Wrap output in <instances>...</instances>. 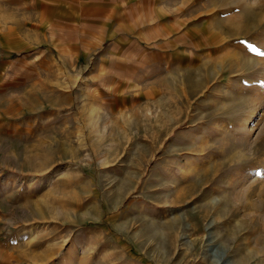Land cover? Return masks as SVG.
<instances>
[{"label":"rangeland","instance_id":"374dc122","mask_svg":"<svg viewBox=\"0 0 264 264\" xmlns=\"http://www.w3.org/2000/svg\"><path fill=\"white\" fill-rule=\"evenodd\" d=\"M205 1L219 44L130 118L81 109L56 49L35 88L2 85L0 264H264V0Z\"/></svg>","mask_w":264,"mask_h":264},{"label":"crops","instance_id":"0c3cea01","mask_svg":"<svg viewBox=\"0 0 264 264\" xmlns=\"http://www.w3.org/2000/svg\"><path fill=\"white\" fill-rule=\"evenodd\" d=\"M207 7L205 0H0V91L35 88L56 49L59 63L81 70L80 91L93 96L81 109L130 118L161 77L202 69L211 39L219 44L209 39L220 25L206 19Z\"/></svg>","mask_w":264,"mask_h":264},{"label":"bare ground","instance_id":"6f19581e","mask_svg":"<svg viewBox=\"0 0 264 264\" xmlns=\"http://www.w3.org/2000/svg\"><path fill=\"white\" fill-rule=\"evenodd\" d=\"M229 17H230V16H229ZM226 20H227V17H226ZM229 22H230V21H229ZM230 25H231V24H230ZM253 60H254V59H253ZM258 61H259V60H258ZM253 63L256 64V65H258L259 62H257V61L254 60ZM252 66H253V65H252ZM252 66H251V67H252ZM263 72H264V71H263ZM263 72H262V73H263ZM250 83L252 84V85L250 86V88H253V89H254L255 87L257 88L256 90H253V92L256 91V92L260 95V94L262 93V89L264 88V78H257V79L254 80V81L251 80ZM255 85H257V86H255ZM258 94H257V95H258ZM230 96H231V95H230ZM232 96H233V95H232ZM240 98H241V97H240ZM241 99H242V98H241ZM241 99H239V101H240ZM244 99H245V98H244ZM248 100H249V99H245V100H242V102H243V101H244V102H248ZM228 101H229V100H228ZM230 101H231V100H230ZM255 101H256V100L250 99V102H252L251 104H253V106H252V108H251V113H252V114H254V112L256 111V105H257V104H255ZM244 102H243V103H244ZM228 103H229V102H228ZM240 103H241V102H240ZM229 105H231V104L229 103ZM233 106H234V105H233ZM242 128H243V127H242ZM233 183H234V182H233ZM227 185H229V186H227V187L224 188V189H225V191L228 192V190H231V187H232V185H233L232 182H231V180H230V183H228ZM247 194H249V191L247 192ZM226 198H227V197H226L225 195H224L222 198H220L221 202H222V201H223V202H224V201L226 202V201H227ZM245 199H246V198H245ZM249 201H250V200L248 199L247 202H249ZM207 206H208V205H207ZM226 206H227V205H226ZM227 215H228V214H227ZM239 223H240V221H239ZM240 224H241V223H240ZM220 235H221V232H219V233L216 232L214 235H211V236H210L209 240H210L211 242H213V241L215 240V238L218 237V236L220 237ZM223 237H224V236H223ZM212 251H214V252L216 253V252H217V248L215 249V247H213V248H212ZM215 255H217V253H216ZM238 255H240V253H239ZM238 257H239V258H238V261H237V262H239V264H240V262L243 261V258H242L241 255L238 256ZM226 264H232V262H231V261H228V262H226Z\"/></svg>","mask_w":264,"mask_h":264}]
</instances>
